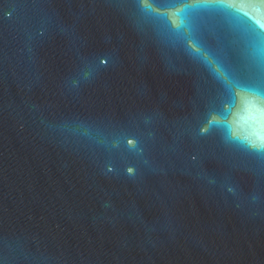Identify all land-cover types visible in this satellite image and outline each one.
<instances>
[{
  "label": "water",
  "instance_id": "obj_1",
  "mask_svg": "<svg viewBox=\"0 0 264 264\" xmlns=\"http://www.w3.org/2000/svg\"><path fill=\"white\" fill-rule=\"evenodd\" d=\"M249 25L197 9L176 32L135 0H0V264H264V152L214 122L227 110L234 137L264 143V99L188 49L264 89ZM211 89L224 102L200 103Z\"/></svg>",
  "mask_w": 264,
  "mask_h": 264
},
{
  "label": "clouds",
  "instance_id": "obj_2",
  "mask_svg": "<svg viewBox=\"0 0 264 264\" xmlns=\"http://www.w3.org/2000/svg\"><path fill=\"white\" fill-rule=\"evenodd\" d=\"M230 5V6H229ZM264 5V0H256V3L249 4V5H241L237 6L235 4L225 2V0H220L217 4L212 7H205L201 9H215L219 11H223L229 15L235 16L237 13L243 12L245 16H250L252 20L255 22V26H247L246 31L250 33L251 39L248 44H246L245 52L246 55L250 56L251 59L259 64L261 57H264V22L261 19V6ZM140 12L143 13L146 11L143 7H138ZM192 11L191 9H186V13ZM239 19V18H238ZM186 22V21H185ZM175 27V25H174ZM259 29V30H258ZM188 49L192 51L190 54L193 53H202L203 50L196 46V44L190 40L188 42ZM203 58L205 60V64L215 73L219 71V66L216 61L212 58L211 52H203ZM247 94L252 96L256 100L264 99V89H261L259 84H255L253 87L249 88L246 91ZM227 110L221 113V120L214 121L215 123H222L223 127L227 130L228 135L227 139L231 141H235L247 147L249 149H253L256 152L264 151V143L259 142V140L252 141V140H240L238 137H234L231 133L230 126L227 124ZM204 129H202L203 131ZM126 139V146L128 148H136L138 145V140L135 136L132 138H125ZM127 172L129 174H134L133 168H128Z\"/></svg>",
  "mask_w": 264,
  "mask_h": 264
},
{
  "label": "snow or ice",
  "instance_id": "obj_3",
  "mask_svg": "<svg viewBox=\"0 0 264 264\" xmlns=\"http://www.w3.org/2000/svg\"><path fill=\"white\" fill-rule=\"evenodd\" d=\"M218 2H220V0H191V2L183 3L182 6H178L176 3L162 4L163 8L178 9L174 13H169V12L158 11V8H161V5L154 6L151 0H135V4L137 7H143V9L146 10L142 13L145 17L148 18L154 17L156 19H159L164 23H166L167 26L171 27L173 31L176 32H179L185 26V21L189 14V12L186 13V9L197 10L205 7H212ZM173 16L180 18L179 23H177V21L173 19ZM192 41L196 44L197 47L202 49L203 52H209L206 49H204L203 45L199 41L197 40H192ZM189 51L191 52L192 50L189 49ZM203 52L199 54L197 53H193V54L198 56L200 60L205 63V60L203 58ZM212 58L216 61L220 69L219 71L215 72L217 78L222 80L229 87V89H239L242 92H246L249 88L255 85L254 83H250L245 80L236 79L233 76L232 72L227 67V59L218 57L214 54H212ZM103 62L106 63L107 60H104ZM260 76H261V80L264 81V71L261 72ZM217 102H224V101H219V98L216 96L214 90L211 89V91L202 98L200 103H207L211 107L215 105ZM202 129L204 130L202 131ZM208 132H209V127L202 126L199 128L200 135H205ZM249 150L254 151L253 149H249ZM260 152H264V151H260Z\"/></svg>",
  "mask_w": 264,
  "mask_h": 264
}]
</instances>
